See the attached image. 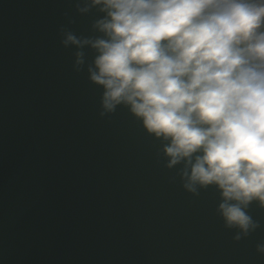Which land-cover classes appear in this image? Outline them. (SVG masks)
Wrapping results in <instances>:
<instances>
[{
  "label": "water",
  "instance_id": "water-1",
  "mask_svg": "<svg viewBox=\"0 0 264 264\" xmlns=\"http://www.w3.org/2000/svg\"><path fill=\"white\" fill-rule=\"evenodd\" d=\"M105 16L91 0H0V264H264L258 200L241 206L258 227H228L216 186L186 189L168 141L129 105L103 107L97 51L64 41L107 39Z\"/></svg>",
  "mask_w": 264,
  "mask_h": 264
},
{
  "label": "clouds",
  "instance_id": "clouds-1",
  "mask_svg": "<svg viewBox=\"0 0 264 264\" xmlns=\"http://www.w3.org/2000/svg\"><path fill=\"white\" fill-rule=\"evenodd\" d=\"M91 3L106 12L94 26L107 39L68 34L64 43L97 51L89 72L104 86L103 107L129 105L168 141L184 187L216 186L225 224L247 235L259 225L241 206L264 207V0Z\"/></svg>",
  "mask_w": 264,
  "mask_h": 264
}]
</instances>
